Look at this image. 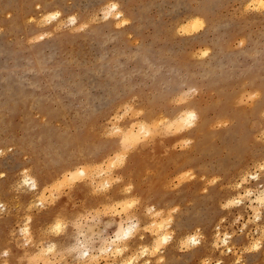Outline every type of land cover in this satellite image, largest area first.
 I'll return each instance as SVG.
<instances>
[{
    "label": "rangeland",
    "instance_id": "374dc122",
    "mask_svg": "<svg viewBox=\"0 0 264 264\" xmlns=\"http://www.w3.org/2000/svg\"><path fill=\"white\" fill-rule=\"evenodd\" d=\"M59 1L0 11V264H91L122 220L140 228L124 258L159 243L156 222L172 239L147 264H264V208L242 196L264 188V0ZM184 110L193 132L173 125Z\"/></svg>",
    "mask_w": 264,
    "mask_h": 264
},
{
    "label": "bare ground",
    "instance_id": "6f19581e",
    "mask_svg": "<svg viewBox=\"0 0 264 264\" xmlns=\"http://www.w3.org/2000/svg\"><path fill=\"white\" fill-rule=\"evenodd\" d=\"M262 1V0H261ZM0 11H1V8L3 7V6H8V5H10V3H12V0H0ZM61 2V0L59 1V3ZM113 3V2H112ZM256 5H260V0H256ZM251 4V3H250ZM253 4V3H252ZM263 4L261 3V6H262ZM113 6L115 7L116 6V4L115 3H113ZM28 8L30 7H32V3L30 4V5H28L27 6ZM256 8H254V9H257V7H259V6H255ZM264 7V6H263ZM260 8V7H259ZM21 9H23V7H21ZM262 9V8H261ZM264 9V8H263ZM118 14H121L120 13V11L118 12ZM52 17H57V16H59V12L58 11H54L52 14ZM119 16V15H118ZM122 17V16H121ZM192 19H193V21H192ZM190 20L192 21V22H194V23H199V21H198V18L196 17V16H194V15H192V17L190 18ZM123 21L124 20H119V22L120 23H123ZM119 23V24H120ZM182 24H185V23H182ZM181 24V25H182ZM194 25H196V24H194ZM201 25V24H200ZM183 26V25H182ZM180 27V26H179ZM191 27H194V26H191ZM2 29V28H1ZM195 30V29H194ZM4 44V37L2 38V37H0V46L1 45H3ZM2 49V48H1ZM5 85V84H4ZM4 87H7V85H5ZM12 96V95H11ZM13 97V96H12ZM38 100V99H37ZM35 101V100H34ZM40 101V100H39ZM32 105V104H31ZM35 106V105H34ZM196 114H195V112L194 111H188V110H184V111H182L181 113H179L178 115H177V117H176V119H174V121H173V125L175 126V128L176 129H178L180 126L181 127H186V129L187 128H191L190 130L193 132V131H195V126H196V123H195V121H196ZM2 120V119H1ZM0 120V121H1ZM148 122V121H147ZM193 126V127H192ZM156 127V126H155ZM134 128V127H133ZM155 129V128H154ZM164 129V128H163ZM183 130V129H182ZM180 131V130H179ZM159 132V131H158ZM157 132V133H158ZM138 134H142L143 135V137H146V136H149L150 135V131L148 130V129H146V127L144 126V125H138L137 126V129L132 133V135H131V137L132 138H137L136 136L138 135ZM161 134V133H160ZM166 134V133H165ZM164 134V135H165ZM119 135H121V133L119 134ZM166 136H167V134H166ZM121 137V136H120ZM139 138V137H138ZM121 140H123V139H121ZM121 142V141H120ZM120 142L118 143V144H120ZM50 143V142H49ZM41 145H43V144H41ZM45 145H48V143H45ZM117 145V144H116ZM115 145V146H116ZM114 146V145H113ZM120 147V146H119ZM44 148H46V147H44ZM44 151V150H43ZM108 154V153H107ZM12 157H14V156H12ZM107 158V157H106ZM105 158V159H106ZM113 157L111 156V158H107V160H113L112 159ZM104 159V160H105ZM12 160H14V158L12 159ZM104 163V162H103ZM102 164V163H101ZM106 164V163H105ZM114 164V163H113ZM87 165H89V164H87ZM103 165V164H102ZM102 165H99V166H97V168L98 167H102ZM115 165V164H114ZM116 166V165H115ZM82 166H80V167H73L71 164H63L62 165V167H61V169L58 171V174H60L63 178H69V179H71L73 182L74 181H76V179L78 178V177H84V176H86V173L87 172H89V171H86V170H88V169H84V168H81ZM87 167H89V166H87ZM105 167V166H104ZM104 167H103V169H104ZM114 167V166H113ZM86 168V167H85ZM93 168H96V167H93ZM91 169V168H90ZM99 169V168H98ZM106 170V169H105ZM92 171V170H91ZM90 171V172H91ZM94 171H97V169H94ZM248 171V170H247ZM106 171H104L103 172V170L101 169V171H100V169H99V173L98 172H96L97 173V175H101L102 176V174L104 175V173H105ZM107 172H110V171H107ZM95 173V172H94ZM96 173L94 174V176L96 175ZM90 173H88L87 175L90 177V175H89ZM106 174V173H105ZM93 175V174H92ZM91 175V176H92ZM96 175V177H98ZM255 175H256V173L254 174H252L251 173V175H250V177H252L253 179L254 178H256L257 179V177H255ZM94 176H92V177H94ZM106 176V175H105ZM105 176H103L104 178H105ZM257 176V175H256ZM20 177V176H19ZM100 178V177H99ZM98 178V180H100ZM18 179V178H17ZM16 179V180H17ZM58 179V178H57ZM56 179V180H57ZM82 179V178H81ZM93 179H95V178H93ZM49 180H51V178H49V177H47V178H41L40 179V177H38V175H34V174H24V176L22 177V180L20 181V182H22L24 185H26L30 190H32V191H34V192H37V191H39L40 190V188L41 187H43L45 184H47L48 182H49ZM80 180V179H79ZM102 180H103V178H102ZM58 181V180H57ZM68 181H70V180H68ZM101 181V180H100ZM104 181H105V179L103 180V183H104ZM42 182H44L43 183V186H42ZM52 182V181H51ZM59 182H60V179H59ZM65 183H63V184H68V183H66L67 182V180L66 181H64ZM92 182V181H91ZM72 183V182H71ZM100 183H102V182H100ZM19 184V183H18ZM59 184H62L61 182L60 183H58V185ZM106 184H108V183H106ZM57 185V186H58ZM70 185V184H69ZM68 185V186H69ZM72 185V184H71ZM80 185V184H79ZM90 185H91V183H90ZM103 185V184H102ZM48 186V185H47ZM50 186H51V184H50ZM81 186V185H80ZM96 186V185H95ZM99 186H101V184H99ZM128 186V185H127ZM49 187V186H48ZM47 187V188H48ZM59 187H61V185L59 186ZM94 187V186H93ZM97 187V186H96ZM106 187V186H105ZM24 188V187H23ZM52 188H53V185H52ZM56 188H58V187H56ZM50 189V188H49ZM60 189V188H59ZM94 189H96V188H94ZM93 189V190H94ZM105 189V188H104ZM41 191V190H40ZM39 191V192H40ZM59 191V190H58ZM107 191V190H106ZM45 192V191H44ZM51 192V191H50ZM33 194V193H32ZM245 194V196L247 197L248 196V198H249V200L251 201V200H253L254 202H255V204H256V206H257V208H256V212H255V217L258 219L259 218V216L261 217V215H260V210L262 209V208H264V188L263 189H261V190H257V191H255V192H253V191H250V189L248 190L247 189V191L245 192V193H243L242 194V196ZM43 195H44V193H43ZM35 196V195H34ZM34 196H32V197H34ZM224 196V195H223ZM237 196V195H236ZM242 196H240V197H242ZM37 197V196H36ZM136 197V196H135ZM238 197V196H237ZM239 198V197H238ZM244 198V197H243ZM32 199V203H33V198H31ZM233 199V198H232ZM234 199H235V197H234ZM241 199V198H240ZM240 199H235V201H236V203H239L240 201H242V200H240ZM35 200V199H34ZM128 200V199H127ZM244 200V199H243ZM108 201V200H107ZM124 201V200H123ZM232 201V200H231ZM230 201V202H231ZM234 201V200H233ZM129 202V201H128ZM29 203H31V202H29ZM120 203V202H119ZM235 202L234 203H232L231 202V204H236ZM36 204H38L39 206H42V207H44L45 206V202H44V200L43 199H39V200H37L36 201ZM116 204H118L117 202H116ZM114 205V204H113ZM121 205H123V204H121ZM120 205V206H121ZM47 206V205H46ZM109 206V205H108ZM118 206V205H117ZM116 206V207H117ZM109 207H111V205L109 206ZM108 207V209H111V208H109ZM119 207V206H118ZM122 207V206H121ZM151 207V206H150ZM106 208V207H105ZM43 209V208H42ZM114 209H115V206H114ZM117 209V208H116ZM119 209H120V207H119ZM151 209V208H150ZM173 210V209H172ZM107 211V210H106ZM111 211V210H110ZM109 211V212H110ZM127 211V210H126ZM124 212V211H123ZM159 212H161L160 210H159ZM159 212H157V214L159 213ZM98 213V212H97ZM107 213V212H106ZM113 213L115 214V213H118V212H115V211H113ZM125 213V212H124ZM133 213V212H132ZM131 213V214H132ZM113 214V215H114ZM118 215V214H117ZM127 215L128 214H126V217H127ZM152 218V217H151ZM166 219H168V218H166ZM165 219V220H166ZM120 220V219H119ZM131 220V219H130ZM164 219H162L161 220V223H162V221H163ZM260 220V219H259ZM125 221V220H124ZM127 221V220H126ZM132 221V220H131ZM152 221V220H151ZM155 221H157V220H155ZM168 221H169V219H168ZM122 222H123V220H122ZM122 222H118V224H117V228H116V234L113 236L114 237V239H112L111 241H109L108 242V240H107V243H106V245H103L102 247H101V249H100V254H98V255H100V256H102V254H107V252L109 251V254L108 255H110V261L108 262V261H106V264H133L138 258L137 257H139V258H144V260H143V262L144 263H148L149 261H150V258H149V255L150 254H154V253H156V252H158L159 250H160V246H163V245H167L169 242H170V240L172 239V237L170 236V231H168V232H166V231H164V230H162V228H163V226H161V224H157L156 222H152L151 224H150V222H149V224H150V226H152L154 229H156V237L158 238V240H159V243H157V244H154L153 246H151L150 248H148L147 246L146 247H143V246H141V248L139 249V253H137V255H136V252H138V248H137V251H135V254L134 255H130V256H127L126 258H124V256H123V252H124V250L127 248V246H128V244H129V240L131 239V237H133V236H135V235H138V233H139V231H140V228H139V226H138V224H137V222L135 223V222H129L128 221V223H126V224H123ZM160 222V221H159ZM113 223V222H112ZM169 224V223H168ZM163 225H166V224H164V222H163ZM146 226V228H147V226H148V224L147 225H145ZM169 226V225H168ZM62 227V224H60V223H56L54 226H53V228L54 229H56V230H60V228ZM257 227V226H256ZM28 228H29V226H28ZM47 228V227H46ZM45 227H44V229H46ZM43 229V230H44ZM147 229H149V228H147ZM46 230H49V229H46ZM45 230V231H46ZM161 230H162V232H161ZM45 231H43V232H45ZM49 231H51V230H49ZM48 231V232H49ZM147 231V230H146ZM149 231H150V229H149ZM148 231V232H149ZM152 231V233L155 231V230H151ZM151 231L149 232V233H151ZM21 232V234L23 235V236H27L28 234H29V230L27 229V228H23V230H21L20 231ZM20 234V235H21ZM47 234V233H46ZM52 234H53V232H52ZM175 234V233H174ZM153 235V234H152ZM199 236L200 235H197L196 233L194 234H191V235H188L187 237H185L184 239L186 240V242H185V247L186 246H191V247H194V246H197L198 244H200V238H199ZM228 236H230V235H228ZM138 237H140V236H138ZM227 237H225V235H224V238L221 240V242H222V244H224V243H227L226 241H229V239L227 240L226 239ZM106 239V238H105ZM182 239V238H181ZM256 239H259V238H256ZM153 240H157V239H153ZM254 240V239H253ZM252 240V241H253ZM180 241V240H179ZM178 242V241H177ZM184 242V240H182V242L180 243V244H182ZM260 242V243H259ZM253 241L252 243H251V245H252V247H253V249L254 250H257V249H259L260 248V244H261V241ZM49 243V242H48ZM42 245V244H41ZM184 245V244H183ZM226 245V244H225ZM177 246V245H176ZM228 246V245H227ZM89 247V246H88ZM160 247V248H159ZM247 247V246H246ZM44 248V247H43ZM54 246H50L48 249H49V251L50 252H54ZM135 248V249H136ZM163 248V247H162ZM184 248V247H183ZM227 250H226V252L230 249V248H226ZM133 250V249H132ZM231 250V249H230ZM229 250V251H230ZM260 250V249H259ZM98 251V250H97ZM99 252V251H98ZM232 252V251H231ZM82 254H81V257L82 258H85V259H87V261H89L91 264H98L99 262H98V255H90V253H89V251H88V249H87V247L81 252ZM221 253V252H220ZM36 254V253H35ZM49 254V253H48ZM97 254V253H96ZM102 257H104V256H102ZM107 257V256H106ZM49 259V258H48ZM101 259V258H100ZM99 259V260H100ZM158 259V258H157ZM160 259H161V257H160ZM45 262V261H44ZM85 263V262H84ZM43 264H51V262H49V261H47V262H45V263H43Z\"/></svg>",
    "mask_w": 264,
    "mask_h": 264
}]
</instances>
